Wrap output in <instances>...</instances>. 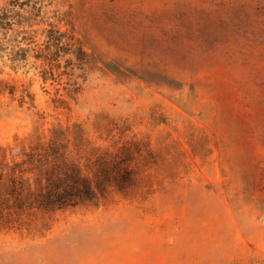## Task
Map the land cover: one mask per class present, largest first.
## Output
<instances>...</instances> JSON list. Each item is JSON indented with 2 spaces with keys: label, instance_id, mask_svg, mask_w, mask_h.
Masks as SVG:
<instances>
[{
  "label": "rangeland",
  "instance_id": "1",
  "mask_svg": "<svg viewBox=\"0 0 264 264\" xmlns=\"http://www.w3.org/2000/svg\"><path fill=\"white\" fill-rule=\"evenodd\" d=\"M31 4L86 62H0V264H264V0Z\"/></svg>",
  "mask_w": 264,
  "mask_h": 264
},
{
  "label": "trees",
  "instance_id": "2",
  "mask_svg": "<svg viewBox=\"0 0 264 264\" xmlns=\"http://www.w3.org/2000/svg\"><path fill=\"white\" fill-rule=\"evenodd\" d=\"M33 11H35V4H31V0L13 1L7 7L0 8V62L16 71L25 67L32 59L42 68L40 75L44 83L48 80L57 82L62 77L71 76L72 71L81 69L85 64V53L72 37L56 27L54 23L59 19L55 14L52 17L54 21L51 23L38 22V25L44 24L47 28L41 30L42 40L36 43L34 40L36 31L28 29L32 28L40 12ZM61 60L64 61L63 65ZM67 85L69 88L64 89L68 97L78 91L74 84L67 82ZM0 91H2L1 88ZM57 201V206L72 205Z\"/></svg>",
  "mask_w": 264,
  "mask_h": 264
}]
</instances>
